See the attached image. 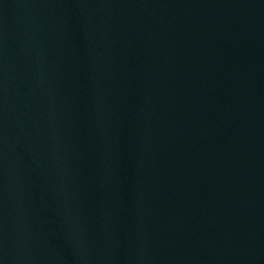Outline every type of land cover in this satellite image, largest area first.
Instances as JSON below:
<instances>
[{
	"label": "water",
	"instance_id": "water-1",
	"mask_svg": "<svg viewBox=\"0 0 264 264\" xmlns=\"http://www.w3.org/2000/svg\"><path fill=\"white\" fill-rule=\"evenodd\" d=\"M0 264H264V0H0Z\"/></svg>",
	"mask_w": 264,
	"mask_h": 264
}]
</instances>
